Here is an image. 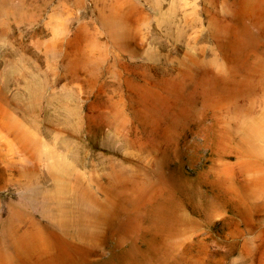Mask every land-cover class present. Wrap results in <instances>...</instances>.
<instances>
[{
	"label": "rangeland",
	"instance_id": "obj_1",
	"mask_svg": "<svg viewBox=\"0 0 264 264\" xmlns=\"http://www.w3.org/2000/svg\"><path fill=\"white\" fill-rule=\"evenodd\" d=\"M0 264H264V0H0Z\"/></svg>",
	"mask_w": 264,
	"mask_h": 264
}]
</instances>
